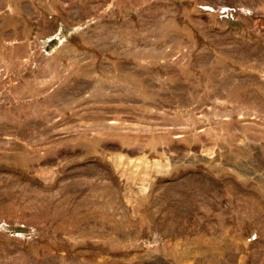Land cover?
I'll list each match as a JSON object with an SVG mask.
<instances>
[{
  "label": "rangeland",
  "instance_id": "rangeland-1",
  "mask_svg": "<svg viewBox=\"0 0 264 264\" xmlns=\"http://www.w3.org/2000/svg\"><path fill=\"white\" fill-rule=\"evenodd\" d=\"M0 264H264V0H0Z\"/></svg>",
  "mask_w": 264,
  "mask_h": 264
}]
</instances>
